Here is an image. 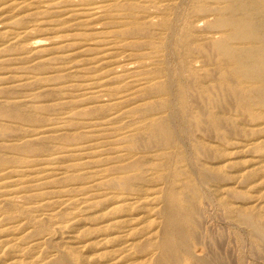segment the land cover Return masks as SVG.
Listing matches in <instances>:
<instances>
[{"label":"rangeland","instance_id":"374dc122","mask_svg":"<svg viewBox=\"0 0 264 264\" xmlns=\"http://www.w3.org/2000/svg\"><path fill=\"white\" fill-rule=\"evenodd\" d=\"M222 4L0 0V105L21 115L0 116V264H161L170 189L191 199L180 264H264V109L222 79Z\"/></svg>","mask_w":264,"mask_h":264},{"label":"bare ground","instance_id":"6f19581e","mask_svg":"<svg viewBox=\"0 0 264 264\" xmlns=\"http://www.w3.org/2000/svg\"><path fill=\"white\" fill-rule=\"evenodd\" d=\"M220 1L223 4L217 9L218 15L214 21V26L222 28L224 30V32H223V36L220 39H218L212 43L213 44L212 46H213V49L219 55L221 61H223L225 63V68L223 70L224 72L222 75V79L224 81L226 80V78L228 77V76L226 77L227 73L228 74L231 73V75H233L235 77V79H236V80L234 79L235 83L228 84L229 91L231 92L230 95H233L235 97V100L241 109H244L247 111V110H249V107H250V117L254 120L255 119L257 120L259 117L262 116L261 110L264 109V0H220ZM197 7L199 9L206 8V6L204 4L197 5ZM134 31H135V28H134ZM204 45H207V44H204ZM206 48H207V46H206ZM186 50L188 52L189 48H187ZM213 58H214V56H213ZM211 60H213V59H211ZM191 80L189 79L188 81L191 82ZM246 84H247V86H244ZM216 86L218 87L217 83H216ZM224 89H225V87H224ZM212 93L215 94L214 92H212ZM230 97H232V96H230ZM234 97L232 99H234ZM226 98H228V97H226ZM222 100L223 99L221 98V102H222ZM227 100L228 99H226V101ZM230 104L232 105V104H234V102H232ZM234 105H236V104H234ZM198 106H200V105H198ZM254 110H257V111H254ZM200 111H202V110L200 109ZM204 114L206 115V112ZM205 115H204V117H205ZM0 116L11 117V118H12V116H16L18 118L21 117L18 110L14 109V108L9 109L8 107H4L1 105H0ZM209 118H210L209 123L213 127H215L217 130H219L220 126H221L220 124H222L219 121L220 116H218L217 114H213V115H210ZM203 121H204V119H203ZM206 121L208 122L207 119H206ZM222 127H224V126H222ZM225 128H226V126H225ZM152 131L154 134H158L161 136L164 144H168V145L171 144L172 139H171L170 131H169V128H168L165 121H163V120L155 121L153 123ZM6 133H4V134H6ZM144 137L146 138V136H144ZM163 143H162V145H163ZM21 145L23 146V144H21ZM140 145H143V142ZM136 146H138V145H136ZM165 146H167V145H164V147ZM196 147L199 148V146H196ZM29 149H30V147H29ZM33 149L35 150L36 148L33 147ZM203 171H205V170H203ZM203 174H206V173L203 172ZM129 179H130V177H127L126 179H124L122 181V183L126 184L127 180L129 181ZM191 183H192V181H189L188 186L192 189ZM191 189H189V190H191ZM190 201H191V199L189 198V195L186 196V193L185 194L182 192L178 193L176 190L174 191V189H170V190H168V192H166V210L164 211L165 223L163 225L164 231L162 232L163 235H161L162 236L161 240L157 244V246L159 247V250L161 252V255H162L161 264H178L179 260L183 259L180 257L179 251H180L182 246H187L185 244L187 242V239H189V238H187V233L183 229V222H190L191 221L192 211L188 207V205L190 206ZM195 201H192V202H195ZM197 201H198V198H197ZM194 208H195V205H194ZM194 210L196 211V208ZM250 219H252V218H250ZM246 220H247V222H250V221H248L249 219H246ZM251 222L253 223V219ZM251 222H250V226H251ZM192 223H194V222H192ZM192 223H191V225H192ZM187 225H189V224H187ZM252 226H254V225H252ZM256 227H259V223L256 224ZM187 229H189V228H187ZM255 232H256V230H255ZM254 234H256V233H254ZM258 235L259 234H257L256 236H258ZM261 240H262V237H261Z\"/></svg>","mask_w":264,"mask_h":264}]
</instances>
